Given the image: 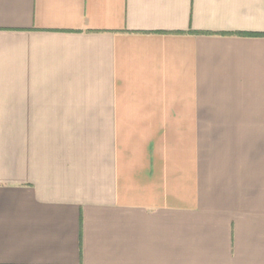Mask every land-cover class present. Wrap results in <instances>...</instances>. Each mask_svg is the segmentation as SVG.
<instances>
[{
	"label": "crops",
	"instance_id": "0c3cea01",
	"mask_svg": "<svg viewBox=\"0 0 264 264\" xmlns=\"http://www.w3.org/2000/svg\"><path fill=\"white\" fill-rule=\"evenodd\" d=\"M261 33L264 0H0V264H264Z\"/></svg>",
	"mask_w": 264,
	"mask_h": 264
},
{
	"label": "trees",
	"instance_id": "16d2710c",
	"mask_svg": "<svg viewBox=\"0 0 264 264\" xmlns=\"http://www.w3.org/2000/svg\"><path fill=\"white\" fill-rule=\"evenodd\" d=\"M248 34V33H247ZM255 33H249V35H254ZM261 35H264V33H261Z\"/></svg>",
	"mask_w": 264,
	"mask_h": 264
}]
</instances>
